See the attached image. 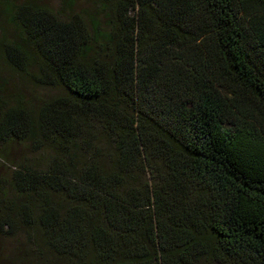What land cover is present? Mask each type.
Instances as JSON below:
<instances>
[{"label": "trees", "instance_id": "1", "mask_svg": "<svg viewBox=\"0 0 264 264\" xmlns=\"http://www.w3.org/2000/svg\"><path fill=\"white\" fill-rule=\"evenodd\" d=\"M86 1L0 0V60L64 90L0 97L1 140L55 154L14 170L45 243L71 264H264V0Z\"/></svg>", "mask_w": 264, "mask_h": 264}, {"label": "rangeland", "instance_id": "2", "mask_svg": "<svg viewBox=\"0 0 264 264\" xmlns=\"http://www.w3.org/2000/svg\"><path fill=\"white\" fill-rule=\"evenodd\" d=\"M22 1L14 0L16 3ZM38 1L60 17L67 11L62 5V0ZM81 9H92V6L86 0H77L73 11L77 13ZM1 86L4 89H1ZM63 93L62 87L49 88L34 84L28 78L12 72L0 60V97L6 98V102H9L6 106L12 105L13 98L17 96L31 102L32 107L36 108L47 99ZM3 107L0 103V117ZM98 127L95 124L94 129H100ZM107 150L108 146L104 145V153ZM54 158L55 154L44 142L37 145L29 141L0 138V215L8 216L12 223V227L5 226L0 230V264H71L66 257L58 255L45 243L43 230L37 221L40 209L37 195L29 190L21 191L14 179L15 168L27 169L28 166L44 173L49 167L50 160ZM86 160L85 153L78 152L72 164L79 168ZM135 180L150 182L149 173L139 174ZM125 187L122 186V189ZM53 196L60 204H68L63 195ZM23 206L26 210L29 208V217L22 214Z\"/></svg>", "mask_w": 264, "mask_h": 264}]
</instances>
